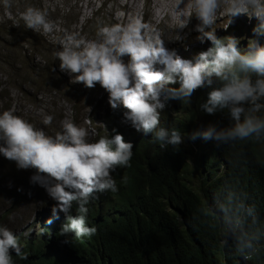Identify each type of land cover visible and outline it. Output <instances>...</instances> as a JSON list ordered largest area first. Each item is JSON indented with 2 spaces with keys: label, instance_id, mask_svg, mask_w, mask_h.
Returning a JSON list of instances; mask_svg holds the SVG:
<instances>
[{
  "label": "clouds",
  "instance_id": "1",
  "mask_svg": "<svg viewBox=\"0 0 264 264\" xmlns=\"http://www.w3.org/2000/svg\"><path fill=\"white\" fill-rule=\"evenodd\" d=\"M0 7L11 17L13 0H0ZM168 7L177 22L175 29L186 28L195 16L201 40L211 42L194 62L178 56L179 46L174 43L168 50L159 31H145L143 17L140 23L100 26L91 40L78 33L57 38L60 50L55 58L60 71L68 73L73 83L91 88L92 93L98 89L108 93L110 107L104 94L97 95L105 109L101 115L104 132L96 135L93 113L86 115L89 125L79 126L82 122L77 123L76 118L65 120L54 136L12 111L0 113V154L19 169H35L31 182L43 187L53 200L41 204L44 213L35 214L40 239L30 234L19 238L0 225V264H19L14 253L21 260L28 259L22 251L25 237L52 242L55 235L58 241L94 236L97 229L88 226L92 208L102 199L114 198L116 175L130 167L136 144L150 154L178 146L188 137L203 139L202 147L192 146L201 161L204 140L216 147L264 140V0H171ZM240 14L254 15L258 21L253 31L260 34L244 51L238 49L235 38H222L224 32L215 36L213 28L220 15ZM19 16L26 29L42 35L56 31L45 9L29 5ZM177 83L178 87H170ZM203 87L208 88L199 95L197 89ZM179 107L193 117L199 113L186 137L174 122L181 118ZM201 110L208 115L226 111L230 124L210 123L204 128ZM52 120L45 115L42 123L47 126ZM197 123L202 130L195 131ZM89 127L94 130L92 141ZM247 200L243 191L226 187L200 208L201 215L219 228L220 244L234 248L244 260L264 248V224L256 206ZM88 203L93 206L87 207ZM70 233L73 235H67Z\"/></svg>",
  "mask_w": 264,
  "mask_h": 264
},
{
  "label": "trees",
  "instance_id": "2",
  "mask_svg": "<svg viewBox=\"0 0 264 264\" xmlns=\"http://www.w3.org/2000/svg\"><path fill=\"white\" fill-rule=\"evenodd\" d=\"M11 13V17H0V51L20 48V40H25L17 38L19 33L35 38L23 31L29 30L19 13ZM68 15L60 18L65 20ZM36 48L40 47L33 50ZM179 110L181 118L174 122L186 137L193 131L199 113L193 117L192 112ZM200 120L204 128L210 123L221 127L230 124L226 111L208 115L201 110ZM203 146L204 174L194 186L187 176L189 151L183 143L150 154L144 153L140 144L134 145L130 167L116 175L118 191L111 194L114 198L102 199L92 208L88 226L97 229L94 236L58 241L55 235L52 242L25 237L22 251L28 259L21 260L15 253L13 256L19 264H264V248L244 260L234 248L220 244L219 228L200 213L206 199L234 187L246 193L247 202L256 206L264 224V140L219 147L204 140ZM34 184L30 182L24 192Z\"/></svg>",
  "mask_w": 264,
  "mask_h": 264
},
{
  "label": "rangeland",
  "instance_id": "3",
  "mask_svg": "<svg viewBox=\"0 0 264 264\" xmlns=\"http://www.w3.org/2000/svg\"><path fill=\"white\" fill-rule=\"evenodd\" d=\"M22 2L13 0L11 11L14 15H18L29 5L45 9L48 18L55 23L56 31L51 35H42L34 31L32 33L30 29L23 30L35 38H26L23 33H19L17 38L25 40H20V48L12 46L0 51V113L12 111L14 115L51 136L62 130L65 120L76 118L77 123H83L79 126L89 125L86 115L90 113H93V127L98 135V132L105 131L101 121L105 109L97 95L104 94L107 107H110L108 93L104 89L92 93L91 88L82 83H73L68 73L60 71L55 53L60 50L57 38L65 33H78L82 38L91 40L95 38L100 26L136 23L143 17L141 24L145 26V31L157 30L162 33L164 46L168 50L171 49L170 44L179 46L176 54L183 59L194 62L200 51H206L211 46V42L206 38L201 40L202 33L196 30L199 21L195 16L186 28L175 29L177 22L168 7L171 0H68L66 3L62 0H42L41 4L32 0ZM65 13L69 15L63 20L60 16ZM1 14L9 17L6 9L2 7L0 17ZM69 19L71 22L68 23ZM257 21L254 15H220L213 25L214 34L216 36L217 33L224 32L222 38H235L238 41V49L244 51L250 41L256 42L260 36L253 31ZM209 30L212 29H205ZM31 43L34 45L31 46ZM35 46L40 48L33 50ZM123 60L126 63L128 57H123ZM5 61L9 64H4ZM178 86V83L170 85ZM207 88H198L199 95H203ZM45 115L53 117L50 125L45 126L42 123ZM89 129V140L92 141L94 130L92 127ZM195 129L202 130L198 123ZM202 140L193 141L189 137L183 140L185 148L189 151L186 161L187 176L194 186L199 185L204 171L199 152H194L192 146L202 147ZM35 174V169H19L14 161L0 154V225L7 226L19 238L30 234L32 238L40 239V234L36 231L38 222L35 220V214L44 213L40 207L46 200L53 201L46 190L36 183L28 193L24 192Z\"/></svg>",
  "mask_w": 264,
  "mask_h": 264
},
{
  "label": "bare ground",
  "instance_id": "4",
  "mask_svg": "<svg viewBox=\"0 0 264 264\" xmlns=\"http://www.w3.org/2000/svg\"><path fill=\"white\" fill-rule=\"evenodd\" d=\"M201 52V51H200Z\"/></svg>",
  "mask_w": 264,
  "mask_h": 264
}]
</instances>
